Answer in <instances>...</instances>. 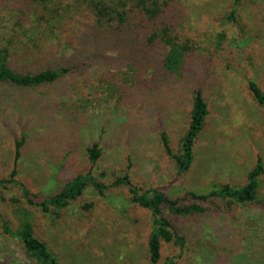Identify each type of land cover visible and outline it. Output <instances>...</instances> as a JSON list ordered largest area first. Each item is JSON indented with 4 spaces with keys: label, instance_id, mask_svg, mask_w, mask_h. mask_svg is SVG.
Masks as SVG:
<instances>
[{
    "label": "rangeland",
    "instance_id": "rangeland-1",
    "mask_svg": "<svg viewBox=\"0 0 264 264\" xmlns=\"http://www.w3.org/2000/svg\"><path fill=\"white\" fill-rule=\"evenodd\" d=\"M186 1L191 20L207 38L178 72L163 71L157 80L137 83L129 62L98 48L106 59L73 66L50 83L0 82V178L9 177L15 140L23 138L15 179L39 201L42 197L32 195L55 193L87 172L104 184L128 174L140 191L157 187L169 198L245 184L258 157L264 165V114L247 86L254 79L264 87V0ZM232 6L234 21L226 15ZM20 15L14 0H0V46L8 48L13 69L29 73L48 64L72 65L63 58L79 47L76 39L68 43L59 35L54 50L39 53ZM220 34L226 42L216 53L208 45ZM144 75L152 80L150 69ZM196 87L208 115L194 140L191 166L179 173L163 149L161 132L179 152ZM93 142L101 154L92 163L87 147ZM258 180L264 199V175ZM173 220L184 244L163 241L160 258L152 263L151 213L130 200L127 185L100 192L88 184L67 205L43 211L25 200L18 183L0 184V264H39L12 234L24 223L58 264H264V208L223 199L203 216Z\"/></svg>",
    "mask_w": 264,
    "mask_h": 264
},
{
    "label": "trees",
    "instance_id": "trees-1",
    "mask_svg": "<svg viewBox=\"0 0 264 264\" xmlns=\"http://www.w3.org/2000/svg\"><path fill=\"white\" fill-rule=\"evenodd\" d=\"M14 1L21 9L20 20L33 32L32 41L39 53L54 50V47L58 46L56 38L59 35L66 37L68 43L71 39H76L79 46L70 56L63 58L65 63L72 65L56 68L48 64L36 72L29 73L13 69L11 62L7 59L8 48L0 46V82L18 87L44 85L54 81L61 73L73 66L94 63L101 56L104 59L105 55H101L98 48L114 50L117 59L130 63L137 83H150L149 81L160 78L163 71L178 72L197 53L198 49L204 46L207 38L206 30L191 20L190 3L186 0ZM226 15L234 21L236 7L232 6ZM225 42V38L220 34L215 43L209 44L208 48L219 53ZM149 69L152 80L144 75ZM247 86L255 101L262 107L264 114V87H260L254 79H249ZM207 115V101L202 89L196 87L193 90L190 120L181 138L179 152H173L166 133L161 132L163 149L175 162L179 173L187 171L191 166L194 140L202 130ZM23 140V138L15 140L14 167L8 178H0V184L18 183L25 200L29 204L40 206L43 211H47L50 205H67L70 200L78 197L88 184H92L100 192L108 186L127 185L130 200L147 208L151 213L152 229L148 238V252L152 263L159 260L163 241H173L180 247L183 246L184 236L180 234L173 220L176 217L203 216L209 208L211 209V206L217 205L223 199L244 206L264 208V199L259 195L258 177L264 175V165L260 157L248 172L245 184L241 186L219 184L208 193L188 191L185 195L169 198L157 187L140 191V188L131 182L128 174L118 176L111 183L104 184L93 181L90 173L87 172L73 176L55 193L44 196L33 194L34 197H42L39 201L32 198L26 186L15 179L16 163ZM87 153L90 162H95L101 154L98 142L88 146ZM2 226L5 232H10L6 223ZM12 234L19 238L27 255L35 258L39 264H58L57 256L43 240L34 235L29 223L22 224ZM163 264L180 263L168 260Z\"/></svg>",
    "mask_w": 264,
    "mask_h": 264
}]
</instances>
